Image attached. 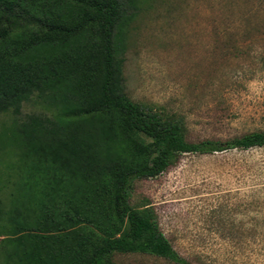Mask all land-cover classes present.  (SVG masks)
<instances>
[{
	"label": "trees",
	"instance_id": "obj_1",
	"mask_svg": "<svg viewBox=\"0 0 264 264\" xmlns=\"http://www.w3.org/2000/svg\"><path fill=\"white\" fill-rule=\"evenodd\" d=\"M138 3L0 0V118L10 119L0 149L13 144L27 175L0 199V264H116L124 254L188 264L154 209L131 204L134 182L182 154L264 148V131L189 141L181 117L127 95L122 62ZM25 103L44 113L22 120Z\"/></svg>",
	"mask_w": 264,
	"mask_h": 264
},
{
	"label": "rangeland",
	"instance_id": "obj_2",
	"mask_svg": "<svg viewBox=\"0 0 264 264\" xmlns=\"http://www.w3.org/2000/svg\"><path fill=\"white\" fill-rule=\"evenodd\" d=\"M130 12L122 68L133 101L181 117L192 142L264 131V0H140ZM41 113L25 103L20 118ZM9 121L1 116L0 127ZM13 147L0 149L4 201L27 180ZM131 204L154 209L188 264H264V148L182 154L161 175L136 180ZM114 261L174 264L142 254Z\"/></svg>",
	"mask_w": 264,
	"mask_h": 264
}]
</instances>
